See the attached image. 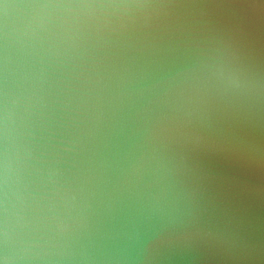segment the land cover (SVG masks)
Instances as JSON below:
<instances>
[{"label": "water", "instance_id": "1", "mask_svg": "<svg viewBox=\"0 0 264 264\" xmlns=\"http://www.w3.org/2000/svg\"><path fill=\"white\" fill-rule=\"evenodd\" d=\"M0 264H264V0H0Z\"/></svg>", "mask_w": 264, "mask_h": 264}]
</instances>
